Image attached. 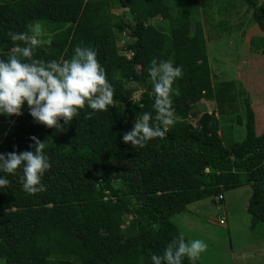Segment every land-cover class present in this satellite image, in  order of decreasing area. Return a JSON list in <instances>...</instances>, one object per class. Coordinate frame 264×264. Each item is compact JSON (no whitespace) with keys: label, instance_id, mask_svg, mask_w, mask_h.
Returning a JSON list of instances; mask_svg holds the SVG:
<instances>
[{"label":"trees","instance_id":"1","mask_svg":"<svg viewBox=\"0 0 264 264\" xmlns=\"http://www.w3.org/2000/svg\"><path fill=\"white\" fill-rule=\"evenodd\" d=\"M242 1L264 31V7ZM199 10V0H0V59L13 47L6 32H28L39 21L43 43L35 58L69 59L74 47L90 46L114 89L105 111L85 106L62 131L34 123L26 106L19 117L0 116V153L31 151L36 136L50 163L45 191L24 192L19 170L0 189L3 264H150L152 254L182 237L173 216L200 200L221 202L243 185L250 187L251 228L264 225V131L255 134L244 98L245 138L223 145L218 117L237 113L238 100L234 83L210 75ZM153 59L182 66L173 85L176 123L163 138L133 148L121 134L152 112Z\"/></svg>","mask_w":264,"mask_h":264},{"label":"clouds","instance_id":"2","mask_svg":"<svg viewBox=\"0 0 264 264\" xmlns=\"http://www.w3.org/2000/svg\"><path fill=\"white\" fill-rule=\"evenodd\" d=\"M42 34L39 21H33L28 32L5 33L13 47L6 59H0V116L19 117L26 106L34 123L62 131L85 106L93 113L105 111L113 103L114 89L96 50L78 45L69 59L35 58L43 43ZM182 75V66L175 65L171 59L151 60L147 76L151 83L148 96L152 100V112L136 116L130 131L121 134L122 143L143 148L148 141L163 138L174 126L172 97L179 92L173 85ZM29 139L31 151L0 153V189L9 185L8 176L17 175L19 170L24 192L33 195L46 190L41 182L50 168L44 152L46 143L36 136ZM206 248L203 240L185 242L183 237H177L164 245L162 253L152 254L150 264H182L184 258L194 264Z\"/></svg>","mask_w":264,"mask_h":264},{"label":"rangeland","instance_id":"3","mask_svg":"<svg viewBox=\"0 0 264 264\" xmlns=\"http://www.w3.org/2000/svg\"><path fill=\"white\" fill-rule=\"evenodd\" d=\"M258 2L264 7V0ZM199 4L198 24L204 33L210 75L216 82L235 85L237 113L218 117L219 135L230 148L245 138L242 99L249 101L255 134L264 131V31L256 27L242 0H199ZM201 105L211 112L210 104ZM223 197L221 202L212 198L191 203L171 221L186 242L206 243L198 258L201 264H264V225L251 228L246 211L250 187L226 191ZM224 217L223 226L218 220Z\"/></svg>","mask_w":264,"mask_h":264},{"label":"built area","instance_id":"4","mask_svg":"<svg viewBox=\"0 0 264 264\" xmlns=\"http://www.w3.org/2000/svg\"><path fill=\"white\" fill-rule=\"evenodd\" d=\"M215 201H217V202H219L220 200H221V197L219 196V197H217L216 199H214ZM218 223L219 224H221L222 223V221L221 220H218Z\"/></svg>","mask_w":264,"mask_h":264}]
</instances>
